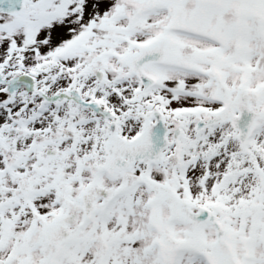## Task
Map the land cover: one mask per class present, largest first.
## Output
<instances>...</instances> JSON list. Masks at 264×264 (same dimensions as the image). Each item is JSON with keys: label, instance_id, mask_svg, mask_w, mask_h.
I'll return each mask as SVG.
<instances>
[{"label": "snow or ice", "instance_id": "obj_1", "mask_svg": "<svg viewBox=\"0 0 264 264\" xmlns=\"http://www.w3.org/2000/svg\"><path fill=\"white\" fill-rule=\"evenodd\" d=\"M0 264H264V0H0Z\"/></svg>", "mask_w": 264, "mask_h": 264}]
</instances>
